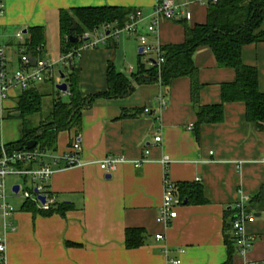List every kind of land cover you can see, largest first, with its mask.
<instances>
[{"label": "crops", "instance_id": "obj_1", "mask_svg": "<svg viewBox=\"0 0 264 264\" xmlns=\"http://www.w3.org/2000/svg\"><path fill=\"white\" fill-rule=\"evenodd\" d=\"M160 1L3 0L0 34L7 48L8 72L16 71L21 56L27 54L19 45L31 39V28L42 30L43 59L55 63L54 75L32 86L45 97V84L54 86L49 79L56 85L66 82L70 71L62 69L67 67L62 63V10L121 6L144 13L138 34L122 32L76 58L83 94L108 89L110 63L117 72L130 78L133 91L96 100L84 111L81 128L62 130L57 150L44 152V159L35 162L37 167L42 163L52 164L55 172L49 188L55 195L56 207L69 204L71 208L46 214L47 210L38 202L40 211L24 209L23 198L20 207L11 204L16 209L8 217L16 227L12 230L5 229L0 207V241L6 246V264H175L173 260L177 259L182 261L180 264H239L245 258L251 264H264V131L247 120L242 101L225 103L222 122L197 125L200 107L222 102V86L234 83L236 69L219 67L216 55L208 46L198 47L193 54L198 82L202 85L198 103L192 98V80L188 76L177 77L169 84L161 80L141 83L132 77L139 68V34L146 32ZM175 1L186 5L192 17L162 19L158 33L149 34V41L160 48L184 43L186 25L204 24L208 18V4L197 0ZM19 32L24 33V40L17 37ZM242 53L245 65L257 67L259 87L264 93V41L245 46ZM155 62L156 59L154 64L146 63L147 68ZM59 64L62 65L60 76L56 73ZM23 94L18 89L12 90L10 97L2 102L3 144L21 138L22 121L13 114L19 112L17 103ZM163 100L167 102L165 107H161ZM8 114L9 119H5ZM11 118L19 119V137L9 129L4 132ZM77 134L81 136L80 159L85 164L68 168L65 161L54 163L53 156L65 154ZM157 136L162 138L159 143H155ZM146 150L150 151L149 162L141 167L121 164L116 172L106 174L97 163L107 155L140 159L145 157ZM165 156L170 158L167 172L175 193H179L177 185L182 182H198L203 186L206 200L202 203L181 200L178 217L167 225L158 221L166 189V166L162 163ZM15 186L8 191L10 197L18 196L13 190ZM241 203L254 216L245 223V228L256 236L245 258L238 255L234 231L226 228L227 222L238 215ZM129 228L143 232L138 248L126 245ZM159 234L164 236L162 240L156 238ZM227 238H233L234 246ZM231 248L234 250L230 254Z\"/></svg>", "mask_w": 264, "mask_h": 264}, {"label": "trees", "instance_id": "obj_2", "mask_svg": "<svg viewBox=\"0 0 264 264\" xmlns=\"http://www.w3.org/2000/svg\"><path fill=\"white\" fill-rule=\"evenodd\" d=\"M208 10V18L204 24H197L194 27L186 25V41L184 43L161 47L165 61L160 69L157 64L147 68L143 61L144 56L140 54L138 72L133 73L132 77L141 83L161 80L164 84H169L177 77L188 76L192 80V98L198 103L202 85L198 82V69L194 63L193 54L198 47L208 46L216 55L219 67L236 69L237 78L234 83L222 86V102L220 104L200 107L197 125L222 122L225 116V103L242 101L246 105L247 120L264 131V93L259 87V71L257 67L244 64L242 53L245 46L264 41V0H218L217 3L210 2ZM131 11L121 6H87L62 10L60 15L64 44L63 55L80 47L82 43L79 38L88 30L100 28L102 24L123 26ZM74 23L77 24L76 27H74ZM31 31V39L19 46L21 49L25 48L29 56L37 59L43 58L45 42L42 30L31 28ZM71 36L77 37L78 40L72 42ZM72 61L73 68L66 67L67 70H70L66 76L69 88L68 100L65 101L61 97L55 98L49 113L37 124H34L33 116L43 111L45 94L37 87L31 86L30 90L24 92L19 98L17 110L20 112L19 119L22 123L19 125L21 138L17 142L2 143V119H0V159L3 155L2 146L8 153H12L18 149H25L27 142L33 138L37 139V149L43 152L56 151L58 136L62 130H79L82 126L84 111L94 105L96 100L127 95L133 91L134 87L130 78L123 72H117L113 63H110L107 69L108 89L104 92L85 95L79 87L80 73L76 65V58H73ZM49 80L56 85L53 79ZM34 164L35 162L30 166H34ZM19 165L28 166L25 163H19ZM177 187L179 193L176 194L181 200L186 198L193 203L206 201L203 186L198 182H182ZM62 205L63 208L56 207L55 203L50 210L44 212L50 214L56 210L65 211L72 207L69 204ZM22 206L24 209L40 211L36 206V201L29 199ZM232 222L228 221L226 228L234 231ZM126 232L127 247L138 248L142 243V230L129 228ZM227 240L231 246H234L235 239L227 238ZM233 250L231 248L230 254L233 253Z\"/></svg>", "mask_w": 264, "mask_h": 264}, {"label": "built area", "instance_id": "obj_3", "mask_svg": "<svg viewBox=\"0 0 264 264\" xmlns=\"http://www.w3.org/2000/svg\"><path fill=\"white\" fill-rule=\"evenodd\" d=\"M200 3L209 4L217 3L218 0H197ZM4 10V2L0 0V13ZM154 13L149 24L146 26V32L139 34V41L141 42V48H143L142 56H147L151 52H156L159 59L156 60V64L159 68L162 67V63L165 58L162 56V50L160 47L155 46L149 41V34H157L159 30V25L162 19L168 20H181V19H191L192 11L188 10L186 5L177 3L175 0H162L155 7ZM144 19V13L137 9L128 17L127 22L123 26L116 25L112 27L110 24H104L101 28H95L94 30H88L79 39L81 40V46L73 49L66 55L62 56V63L64 66H69L72 64L73 58H79L82 53L88 48H96L103 42H105L110 37H117L122 32L126 33H139V26ZM17 37L24 40V33L19 32ZM21 64L12 74L8 72L7 69V48L3 44L1 34H0V117L3 116L2 102L10 97L11 91L18 89L20 92L24 93L30 90L31 86L35 83L44 82L47 78L52 77L53 71L55 69V63L43 58H38L37 63L34 65L28 54H23L21 56ZM149 64H154L152 59H147ZM167 102L165 100L161 101V107H165ZM149 112V110H146ZM162 140L160 136L155 138V143H159ZM3 155L0 159V207L3 211V218L5 222V229L10 227L15 230L16 227L8 221V217L16 212L15 207H13L8 202L9 192L7 191V176L16 175L17 177L26 178V187L21 184L19 186L18 196L22 195L24 199H29L31 201L38 202L44 210H50V208L56 203L55 195L49 188V182L52 175L55 172L52 164L42 163L37 166H30L33 162H38L43 160L45 153L37 148L28 149H18L12 153H8L6 148L3 147ZM82 150L81 146V136L77 134L74 137L72 143L70 144L69 150L62 154V156H53L54 163H59L61 161L66 162L68 168H74L77 166H82L85 163L80 159V153ZM150 151H145V157L130 160L125 156L117 155H107L105 158L99 160L97 163L100 169L104 173L112 174L117 171L121 164H132L134 167H141L144 163L149 162ZM170 162V158L164 157L162 163L166 166V177H165V194L163 198V205L160 208L158 221L165 225L169 224L173 219L177 218V207L181 205V199L176 197L175 188L173 187L169 177L167 168ZM19 163H25L28 166H21ZM14 189V188H13ZM45 201L42 202L41 198ZM238 215L234 218L232 226L234 229V239L237 244L238 255L243 258L246 257L248 252L254 245L256 236L249 234L245 228V223L248 220L254 218L252 214H249L244 209L243 204L239 205ZM158 240H162L164 236L159 234L156 236ZM182 261L177 259L173 260V263L180 264ZM0 264H6V246L3 241H0ZM239 264H251L248 259H244Z\"/></svg>", "mask_w": 264, "mask_h": 264}, {"label": "rangeland", "instance_id": "obj_4", "mask_svg": "<svg viewBox=\"0 0 264 264\" xmlns=\"http://www.w3.org/2000/svg\"><path fill=\"white\" fill-rule=\"evenodd\" d=\"M147 59H156L157 60V59H159V56H157V53L154 51V52H151L150 54H147V56L144 57L143 61L145 63H149V61H147ZM60 67H62L61 64H59V66L56 67V73L59 76L61 75V73H59L60 72ZM62 69L67 71V69H64V68H62ZM44 89L47 92L46 93L47 95H46V97H44V100H43V103H44L43 111L40 114H37V115L33 116L34 117V124H36L40 119L44 118L49 113V111H50V109H51V107L53 105L52 102H53V100L55 98H60L61 97L65 101L68 100V96L65 95V93L62 92V91L59 92L57 90V88H55V85L53 86L52 84H45ZM7 117L8 116H5L4 118L6 119ZM7 119H9V118H7ZM18 120L19 119L11 118L10 121H9V125L5 127L6 130L4 132H7V129H9V131H11L12 134L15 133L16 136L19 137L20 134L18 133V128H17L18 127V123H19ZM7 137H8V135H7ZM12 138H13V136H12ZM20 183H21V185L23 187H26V182L24 181L23 177H20V176L17 177L16 175L7 176V186H8L7 191L11 192L10 191L11 186L13 184L14 185L15 184L20 185ZM23 200L24 199H23V197L21 195L20 196H15V197L14 196L10 197V195H9V198H8L9 203L14 205V206H16V207H20V204L23 202Z\"/></svg>", "mask_w": 264, "mask_h": 264}, {"label": "water", "instance_id": "obj_5", "mask_svg": "<svg viewBox=\"0 0 264 264\" xmlns=\"http://www.w3.org/2000/svg\"><path fill=\"white\" fill-rule=\"evenodd\" d=\"M77 26V24L76 23H74V27H76ZM70 40L73 42V41H77L78 40V38L77 37H75V36H71L70 37ZM143 52V48H140V50H139V53L141 54ZM31 60H33V64L35 65L36 63H37V60L35 59V58H33L32 56H31ZM70 68L72 69L73 68V65L71 64L70 65ZM62 77L64 78L65 77V74L63 73L62 74ZM56 88L60 91H63V92H67L68 91V84L66 83V82H60L59 84H57L56 85ZM18 116H20V112H17V113H15V114H13V117H18ZM36 146H37V139L36 138H33V140H30V141H28L27 142V144H26V148H28V149H33V148H36ZM14 192H18V190H19V186L17 185V186H15L14 187ZM41 200H42V202H44L45 201V199L42 197L41 198Z\"/></svg>", "mask_w": 264, "mask_h": 264}]
</instances>
